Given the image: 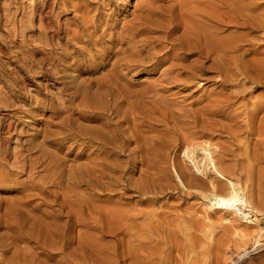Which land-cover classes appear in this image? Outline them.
Here are the masks:
<instances>
[{
    "label": "rangeland",
    "instance_id": "374dc122",
    "mask_svg": "<svg viewBox=\"0 0 264 264\" xmlns=\"http://www.w3.org/2000/svg\"><path fill=\"white\" fill-rule=\"evenodd\" d=\"M133 1L0 0V264H264V0ZM189 33L196 49L180 45ZM204 40L236 47L218 58ZM106 88L127 122L82 119ZM104 123L131 127L129 142L48 143ZM206 151L256 225L206 208ZM94 163L96 182H78Z\"/></svg>",
    "mask_w": 264,
    "mask_h": 264
},
{
    "label": "bare ground",
    "instance_id": "6f19581e",
    "mask_svg": "<svg viewBox=\"0 0 264 264\" xmlns=\"http://www.w3.org/2000/svg\"><path fill=\"white\" fill-rule=\"evenodd\" d=\"M141 0H134L133 1V4L134 5H137L139 4ZM238 12H232L230 9H227L225 12H224V15L225 16H229V18H226L227 21H234V20H237L239 17H243L242 13L240 12V10L238 9L237 10ZM146 12V11H145ZM58 14V13H57ZM239 15V16H238ZM231 16H235V17H231ZM217 17L220 19V18H224L222 17V15L220 14H217ZM237 18V19H236ZM263 20V19H262ZM254 21H256V26L258 28H262V30L264 29V20L263 21H260L259 19H255ZM260 23V24H259ZM142 24V23H141ZM224 24V23H223ZM158 27V26H157ZM52 28V27H51ZM155 29V28H154ZM52 30V29H51ZM260 32V31H259ZM200 33V32H199ZM47 35V34H46ZM189 36L185 39H183L181 42H180V45L183 46L186 44V47L188 49H196V47L194 45H192L190 42L192 41L193 38H189L191 37V34L189 33L188 34ZM199 37H202V36H199ZM48 39V38H47ZM49 40V39H48ZM185 42V44H183ZM196 44V42H194ZM202 49L205 51V54L207 55L208 53H214L216 55V57L218 58H222V56L224 55V51L226 50V48H235L236 46L234 45H229L228 47H216V45L210 42H208V40H204V43H202ZM227 44V43H226ZM191 45V46H190ZM183 49V48H182ZM187 52V51H186ZM228 52V51H226ZM229 53V52H228ZM135 56V55H134ZM209 56V55H208ZM207 56V57H208ZM212 57H214L212 55ZM211 57V58H212ZM130 58V57H129ZM132 58V57H131ZM215 58V57H214ZM207 59V58H206ZM216 59V58H215ZM142 60V59H141ZM207 60H210V59H207ZM221 60V59H220ZM129 64H133V62H137L135 60H132V59H129V61H127ZM139 62H143V61H139ZM21 63V62H20ZM135 64V63H134ZM234 64V63H232ZM127 65V63H126ZM226 65V64H225ZM224 65V67H225ZM80 66V65H79ZM125 66V64H124ZM132 66V65H131ZM223 66V65H222ZM221 66V67H222ZM127 68L129 67V65L126 66ZM133 67V66H132ZM131 67V68H132ZM223 67V68H224ZM75 68V67H74ZM73 68V69H74ZM125 68V67H124ZM77 69V68H75ZM123 69V68H122ZM240 69V67H239ZM47 71V70H46ZM45 71V72H46ZM218 71V70H217ZM102 72V71H101ZM240 72V71H239ZM246 72V71H245ZM244 72V73H245ZM48 73V72H47ZM242 73V72H241ZM56 74V72H55ZM219 74V73H218ZM231 74V73H230ZM48 75V74H47ZM232 75V74H231ZM228 76V75H227ZM230 76V75H229ZM230 79V78H229ZM113 82H111L112 84ZM109 86V85H108ZM117 89V88H116ZM119 89V88H118ZM80 90V89H79ZM87 90V89H86ZM78 91V90H77ZM85 91V90H83ZM117 91V90H115ZM117 93V94H116ZM114 92L112 89H108L106 88L103 96H102V100L100 99L101 101V104H99L100 102H98L97 105H95L93 107V110H95V112L93 111V114H88L87 113H83L82 114V119L84 120H94V119H98V118H102V117H105V113H107V116H108V112H110L111 114H115V116H122V121H118V122H127V116L131 115L133 116L134 112L131 113L129 111H125V112H121L119 111V107H120V103L118 102L119 100V92ZM83 96V95H82ZM122 96V95H121ZM82 99V98H81ZM7 100V99H6ZM4 102V101H3ZM62 103V102H61ZM10 104V103H9ZM66 104V103H65ZM80 104V103H79ZM82 105V104H81ZM101 105V106H100ZM61 106V105H60ZM64 105H62V108H63ZM71 106V105H70ZM49 107V106H48ZM87 107V106H86ZM89 107V106H88ZM88 109V108H87ZM86 109V110H87ZM71 110V109H70ZM77 110V109H76ZM63 115V114H62ZM61 120V119H60ZM68 121H66L67 123ZM97 122V121H95ZM134 122V121H133ZM73 124H67L66 127H65V132L62 133V135L52 141H49L48 143L52 144V145H62L63 144V141H68V140H73L75 138H77V142L80 140L82 141L83 139V142L82 144L84 146H90V145H94V144H98V147L101 149V150H105V148H110L111 150L114 151V149H120L123 145L125 146L126 143L129 142V137L127 136V134L125 133H132V128L130 127L129 129H127L128 132H123L122 130L119 129V127L117 126H114V128L111 130V131H106L105 130V127L106 125H109L107 123H104L103 126H102V129H91V128H83V126H76V127H72ZM64 127V126H63ZM131 129V130H130ZM57 132V131H56ZM54 133V132H53ZM56 134V133H55ZM57 135H60V134H57ZM134 136V134H133ZM49 137V136H48ZM53 137V136H52ZM132 137V136H131ZM82 138V139H81ZM138 138V137H137ZM146 141V140H145ZM71 142V141H70ZM119 142L116 146V143ZM146 145V144H145ZM212 146V145H211ZM1 147V146H0ZM3 153V152H2ZM207 153V151H206ZM31 156V155H29ZM44 157V156H43ZM14 158V157H13ZM21 157H19L20 159ZM27 158H28V155H27ZM42 158V157H41ZM18 159V161H19ZM35 159V158H34ZM141 159V158H140ZM2 160V159H0ZM32 160V159H31ZM39 160V159H38ZM181 160V159H180ZM3 161V160H2ZM34 161V160H32ZM48 161V160H47ZM96 161V160H95ZM28 162V161H27ZM31 162V161H29ZM36 162V161H35ZM32 163V162H31ZM219 162L216 161L213 156H211L209 153L206 154L205 158H204V162L202 164L203 166V173L207 170V168L209 169V171H213L214 172V175H216L218 177L215 178V177H211L209 179V184H208V187L204 188L203 190H200L197 189L195 190L197 192V194L199 195V197L202 199V202L204 201L205 203V206L208 210L212 211V212H221V211H225V213H228V214H235L236 216H238L243 223H246L247 225H256V222L254 220V216H252L251 214H249V210H246L244 209V203H243V199L241 197V194L239 193V190L237 189V187L233 184V182L231 181V179L228 177L229 173L227 174L226 173V170L223 169L221 166H220V163L218 164ZM19 166L22 170L21 171H25L26 167H25V161H20L18 162ZM27 164V163H26ZM30 164V163H29ZM33 165H35V163H33ZM29 166V165H27ZM53 166V165H52ZM96 166L97 164H93V167L92 169H87V171L85 172H81L80 171V174H78V182H80L81 180V177L84 176L86 178H90V182H93L95 181V173H96ZM31 168V165L29 166ZM28 167V168H29ZM33 167V166H32ZM99 167H101V165H99ZM9 169V168H8ZM29 170V169H28ZM177 170V169H176ZM32 171V170H31ZM74 172V171H73ZM178 172V171H177ZM175 171V177L178 181V183L182 186V188L184 190H191L190 188L194 187V185L192 186V183L189 182V184H187V186L185 185V183H183L182 181V178H184V175L181 177L178 175ZM202 173V172H201ZM206 173V172H205ZM212 173V172H210ZM29 174V173H28ZM98 174L100 176H102L103 174L98 172ZM9 175V174H8ZM206 175V174H205ZM207 178V177H206ZM55 180V179H54ZM71 181V180H70ZM85 181V180H84ZM223 181V182H222ZM96 182V181H95ZM5 183V182H4ZM51 183V182H50ZM70 185V184H69ZM64 186V185H63ZM191 186V187H190ZM69 187V186H68ZM198 188V187H197ZM63 190V189H62ZM194 190V189H193ZM66 192V191H64ZM65 195V194H64ZM67 196V195H65ZM69 197V195H68ZM67 198V197H65ZM65 202V201H64ZM63 203V202H62ZM66 204V203H64ZM62 205V204H61ZM65 207V205H64ZM204 207V206H203ZM247 207V206H245ZM250 207V206H249ZM71 208V207H70ZM207 210V211H208ZM26 212V211H25ZM77 212V211H76ZM29 214V213H28ZM78 214V213H76ZM215 215V214H214ZM228 216V215H227ZM219 219L221 221H223L224 219L223 218H220ZM93 220V219H91ZM205 222H207L208 224L210 223V216L207 214V212H205V216H204V219H203ZM36 221V220H35ZM258 221V220H257ZM94 222V221H93ZM96 222V221H95ZM6 224V223H5ZM95 224V223H94ZM98 225V223H96ZM14 225V224H12ZM18 225V224H17ZM248 225V226H249ZM9 226V225H7ZM5 226V227H7ZM101 226V225H100ZM109 226V225H108ZM10 227V226H9ZM207 227V226H206ZM109 228V231L111 230L110 227ZM240 228V227H239ZM9 231V230H8ZM11 231V230H10ZM23 231V230H22ZM205 233H208V232H205ZM211 235V234H210ZM263 235V229L259 228L255 234L253 236H251L252 240L254 241L253 243V249L252 251H255L257 250L260 246L259 244H261V237ZM235 237L238 238V243L239 244H243V250L239 253V257H238V260H242L244 259L247 254L249 253L248 252V247L246 248V244L245 242H247V239L243 236V235H239L238 233H235L234 234ZM211 236H207L206 238L209 239V241H211L210 239ZM5 238V237H4ZM21 239V238H20ZM2 241V240H1ZM208 241V240H207ZM9 242V241H8ZM14 242V241H13ZM130 244V243H128ZM245 247V248H244ZM4 248V247H3ZM53 248V247H52ZM241 248V247H240ZM18 250V249H17ZM50 250V249H49ZM86 256V255H84ZM18 260V259H17ZM10 264V263H8ZM231 264H236V262L234 261H231Z\"/></svg>",
    "mask_w": 264,
    "mask_h": 264
}]
</instances>
